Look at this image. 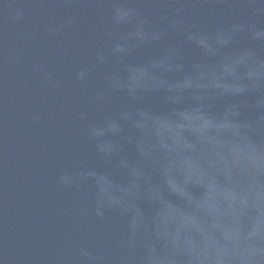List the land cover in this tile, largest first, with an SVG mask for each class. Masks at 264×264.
Wrapping results in <instances>:
<instances>
[{
  "label": "clouds",
  "instance_id": "clouds-1",
  "mask_svg": "<svg viewBox=\"0 0 264 264\" xmlns=\"http://www.w3.org/2000/svg\"><path fill=\"white\" fill-rule=\"evenodd\" d=\"M92 3L108 8L104 42L73 80L94 162L58 182L88 192L83 216L123 230L114 255L82 245L86 264H264V0ZM209 181L227 195L204 204Z\"/></svg>",
  "mask_w": 264,
  "mask_h": 264
},
{
  "label": "water",
  "instance_id": "water-1",
  "mask_svg": "<svg viewBox=\"0 0 264 264\" xmlns=\"http://www.w3.org/2000/svg\"><path fill=\"white\" fill-rule=\"evenodd\" d=\"M107 12L92 0H0V264H86L82 245L114 255L123 221L83 216L88 192L58 182L65 169L94 162L77 119L83 90L73 73L104 42L97 17ZM67 16L74 23L60 35L46 30ZM42 72L60 85L46 83ZM219 195L227 193L209 181L201 201ZM165 211L194 219L170 202Z\"/></svg>",
  "mask_w": 264,
  "mask_h": 264
}]
</instances>
